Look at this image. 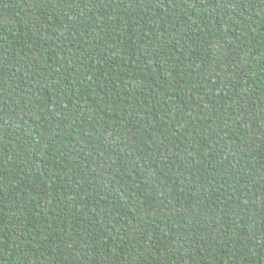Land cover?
<instances>
[{
  "label": "trees",
  "instance_id": "trees-1",
  "mask_svg": "<svg viewBox=\"0 0 264 264\" xmlns=\"http://www.w3.org/2000/svg\"><path fill=\"white\" fill-rule=\"evenodd\" d=\"M0 264H264V0H0Z\"/></svg>",
  "mask_w": 264,
  "mask_h": 264
}]
</instances>
